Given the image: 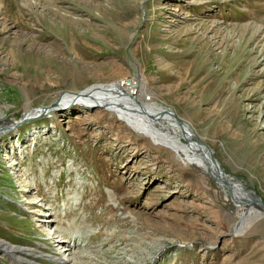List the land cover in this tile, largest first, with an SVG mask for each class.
I'll use <instances>...</instances> for the list:
<instances>
[{"label": "rangeland", "instance_id": "obj_1", "mask_svg": "<svg viewBox=\"0 0 264 264\" xmlns=\"http://www.w3.org/2000/svg\"><path fill=\"white\" fill-rule=\"evenodd\" d=\"M134 78L264 202V0H0V241L45 264H264V214L213 170L104 106L52 108ZM74 219L95 238L64 252Z\"/></svg>", "mask_w": 264, "mask_h": 264}, {"label": "bare ground", "instance_id": "obj_2", "mask_svg": "<svg viewBox=\"0 0 264 264\" xmlns=\"http://www.w3.org/2000/svg\"><path fill=\"white\" fill-rule=\"evenodd\" d=\"M137 85H139L138 92H140L138 94H142L145 90H147L146 87L141 83V81L139 82L138 79L134 78L132 80H126V79L122 80L121 79L119 81H114L109 84H97V85L89 87L88 89L86 88L84 90H81L79 92L66 91L68 93L64 92L65 94H63L60 97L59 101L54 107L59 108L60 106H64V105L66 106L69 104L74 105L73 103H76L79 105L83 104V106L85 107L86 106L89 107L91 105H97L100 107L104 106L105 108H109L117 112L119 116L121 117V119L125 122H128L131 125V127L135 128L136 131H141L144 134L146 133L153 134L152 137H154L157 142H162V144L167 145V146L171 145V147L175 148L174 150H176L177 152L180 151V153H184L186 157L197 159L204 165V167H207L208 169L210 168L211 170L214 171L212 165H208L209 163L206 162L207 148L199 142L200 138H198V136L196 135L191 124L185 120H182V123L177 121L175 116L173 115V114H176V112L170 107L159 104L157 101L143 100L140 97V95L137 94V91H136ZM141 108H143V110ZM166 109L171 110V111H166ZM40 110H36V111L29 110L26 112L25 115L35 114ZM142 112H146V114H139ZM172 112L173 114H171ZM194 149H196L197 152L195 151L194 154H190L189 151L190 150L193 151ZM197 153L201 154V156L197 155ZM18 162L19 161H17V163ZM223 173L226 178L225 181L229 182V184L227 185V183L224 181L225 183L222 185V189L228 195L234 196L237 200L239 198H242L246 202V204L249 205V207H246L249 210L250 209L254 210L256 208L257 210H254L255 211L254 216L256 218L260 217L261 213L263 216L264 202L260 198V195L258 194V192L248 187L246 184L242 183L240 181L242 179L238 178L237 176L231 177L230 175H227V173H225L224 170H223ZM218 181H222V179ZM232 184L235 186H231ZM247 192L253 196L254 200H252L253 198H251V195H249ZM51 202L52 201L48 203L51 204ZM246 204H243V205L246 206ZM50 207H53V204L51 206H46L45 208H47L48 210V208ZM66 211H67V208L64 210H61V212L63 213V216L61 217L64 219H66L67 217L65 216ZM248 213L247 211H243V213L240 215V221L236 228L237 230L236 233L240 234V233L246 232V230L249 229L250 220L249 218L246 217ZM50 215L52 216V214ZM47 216L48 215H46V218H48ZM49 221H50L49 223H51V220ZM46 223H48V221H46ZM69 223L70 224H68L66 228L59 230V235L57 237L58 238L60 237L61 239L59 238L57 240V238H55V243H57L56 241H59L60 245H63L60 247L63 248L64 252L68 250L67 247H65V244L70 245L72 241H74L75 248L76 247L79 248L80 247L79 242L82 241V240L80 241L77 240V238L79 239V237L88 238L90 240L95 238L96 233L95 231L91 230L89 226L87 225L83 226L84 224L77 226L80 224L79 222H77L74 226H72L71 225L72 221H70ZM73 227H76L77 229H74ZM47 232H51V231L47 230ZM51 235H53V233H51L47 237V239H51ZM76 241L78 243H76ZM64 247L66 249H64ZM0 250L1 251L7 250L9 252L14 251L12 252V254L14 253L16 254L19 251V249H15L14 246L8 245L7 243H2L1 241H0ZM32 253L34 255H37V254H40L41 252L36 253V250H32ZM49 255L52 256L50 253ZM76 256H78V253L74 254V257ZM15 258H17L19 261L29 262V264H38L39 262L37 259L36 260H33L31 258L28 259L24 255H21V254L16 255ZM62 262L66 263V261L64 260Z\"/></svg>", "mask_w": 264, "mask_h": 264}, {"label": "water", "instance_id": "obj_3", "mask_svg": "<svg viewBox=\"0 0 264 264\" xmlns=\"http://www.w3.org/2000/svg\"><path fill=\"white\" fill-rule=\"evenodd\" d=\"M43 110H45V109H43ZM166 111H171V110H167L166 109ZM171 114H173V112ZM173 115L175 116V118H176L177 121H179V122L182 123V118L183 117L179 116L177 113L176 114H173ZM30 116H32V115H24L23 114L22 119L23 120L24 119H27ZM199 142L201 144H203V146H205L207 148V158H206V162L209 163L208 165H212V167H213L216 175L218 176V178L222 179V181L224 182L226 178H225L224 173H223V168L221 167V164L218 162V160L214 156L211 147L206 142H203L201 139H200ZM209 170H210V168L208 169V172H209ZM226 183H227V185L229 184V182H226Z\"/></svg>", "mask_w": 264, "mask_h": 264}]
</instances>
